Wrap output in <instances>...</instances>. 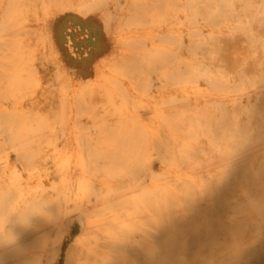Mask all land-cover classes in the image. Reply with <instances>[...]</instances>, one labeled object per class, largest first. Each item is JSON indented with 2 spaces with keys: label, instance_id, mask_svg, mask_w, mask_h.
Returning a JSON list of instances; mask_svg holds the SVG:
<instances>
[{
  "label": "bare ground",
  "instance_id": "obj_1",
  "mask_svg": "<svg viewBox=\"0 0 264 264\" xmlns=\"http://www.w3.org/2000/svg\"><path fill=\"white\" fill-rule=\"evenodd\" d=\"M241 8L251 1L0 0V264L257 250L264 39ZM74 29L92 38L84 51Z\"/></svg>",
  "mask_w": 264,
  "mask_h": 264
},
{
  "label": "rangeland",
  "instance_id": "obj_2",
  "mask_svg": "<svg viewBox=\"0 0 264 264\" xmlns=\"http://www.w3.org/2000/svg\"><path fill=\"white\" fill-rule=\"evenodd\" d=\"M252 3V10L248 13L244 11L243 8L239 9V13L244 15L251 16L252 19L257 23L258 32H257V39H264V0H250ZM243 19V16H240ZM259 29H261L259 31ZM82 33V34H81ZM75 36L77 42L84 40L85 44L88 45V38H86L85 33L82 29H74L72 31L67 32V38L73 44V46L79 50L84 51L85 46L77 47L72 40V37ZM259 41V40H258ZM258 44V48H262L257 50V53H264V41L256 42ZM244 43H241L240 46L243 47ZM240 55L243 54V50H240ZM259 70L264 69V67L259 66L257 69ZM243 101L250 102L248 97L243 98ZM7 222H12L13 218L8 217L6 218ZM262 236V237H261ZM260 242L258 244L257 250H250L247 252H243L242 254L234 253L232 251H225L224 248H220L216 253V263L217 264H264V235H261ZM49 261V262H48ZM48 262V263H47ZM43 264H51V260L46 258Z\"/></svg>",
  "mask_w": 264,
  "mask_h": 264
},
{
  "label": "snow or ice",
  "instance_id": "obj_3",
  "mask_svg": "<svg viewBox=\"0 0 264 264\" xmlns=\"http://www.w3.org/2000/svg\"><path fill=\"white\" fill-rule=\"evenodd\" d=\"M72 40H73V43H74L77 47H80V46H85V47H87V44H85V41H84V40H81V41L77 42L75 36L72 37ZM91 42H92V38H91V36H90V37H88V43L90 44Z\"/></svg>",
  "mask_w": 264,
  "mask_h": 264
}]
</instances>
